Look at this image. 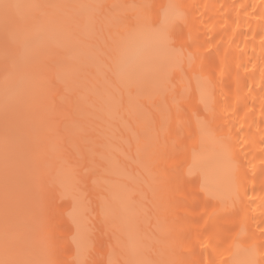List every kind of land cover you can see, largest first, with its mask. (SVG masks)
<instances>
[{"label":"bare ground","instance_id":"bare-ground-1","mask_svg":"<svg viewBox=\"0 0 264 264\" xmlns=\"http://www.w3.org/2000/svg\"><path fill=\"white\" fill-rule=\"evenodd\" d=\"M0 264H264V0H0Z\"/></svg>","mask_w":264,"mask_h":264}]
</instances>
